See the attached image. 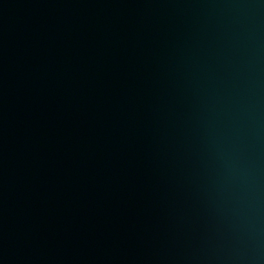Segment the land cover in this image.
<instances>
[{"label":"water","instance_id":"obj_1","mask_svg":"<svg viewBox=\"0 0 264 264\" xmlns=\"http://www.w3.org/2000/svg\"><path fill=\"white\" fill-rule=\"evenodd\" d=\"M0 264H264V0H0Z\"/></svg>","mask_w":264,"mask_h":264}]
</instances>
